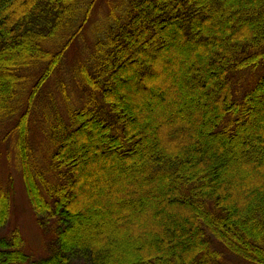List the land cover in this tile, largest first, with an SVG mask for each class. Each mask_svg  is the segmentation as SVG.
I'll return each instance as SVG.
<instances>
[{
    "label": "trees",
    "instance_id": "trees-1",
    "mask_svg": "<svg viewBox=\"0 0 264 264\" xmlns=\"http://www.w3.org/2000/svg\"><path fill=\"white\" fill-rule=\"evenodd\" d=\"M97 1L0 0V125L57 226L42 264H227L216 244L264 264V0ZM84 32L83 103L65 89L36 150V99ZM10 210L0 187V229ZM28 261L0 237V264Z\"/></svg>",
    "mask_w": 264,
    "mask_h": 264
},
{
    "label": "rangeland",
    "instance_id": "rangeland-1",
    "mask_svg": "<svg viewBox=\"0 0 264 264\" xmlns=\"http://www.w3.org/2000/svg\"><path fill=\"white\" fill-rule=\"evenodd\" d=\"M108 2L109 0L97 1L93 15L95 19L107 12ZM92 22L94 21L92 20ZM90 26L91 24L88 29ZM92 43L93 40L89 39L88 33L84 32L82 38L66 52L60 68L46 83L40 97L38 96L36 99V107L33 108L30 124L31 141L36 150H39L46 140L44 136L46 118L51 115L53 107L56 106L63 115L66 113L63 94L65 89L73 103L77 106L82 105L84 95L76 83L73 71L74 67L82 60L81 58L85 57L86 51L92 46ZM255 74L244 73L242 75L245 80H248L247 85L253 81ZM239 77L238 75L236 80L238 82ZM238 82L236 83L238 84ZM240 92L239 96L241 97L244 90L242 89ZM16 120L15 117L0 125V187L10 189L11 192L10 216L0 229V237L10 239L18 231L22 238L23 249L29 257L27 264H42L43 260L51 254V245L56 239L57 226L50 217H39L28 197L22 170L16 156L17 133L14 132ZM79 225L83 224L79 223ZM216 246L224 254L227 264H256L232 255L219 244ZM73 264H85V262L78 258L74 260Z\"/></svg>",
    "mask_w": 264,
    "mask_h": 264
}]
</instances>
